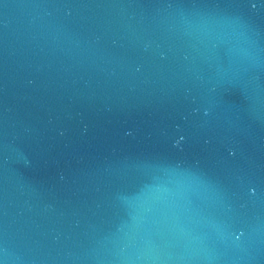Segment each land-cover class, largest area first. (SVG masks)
I'll return each mask as SVG.
<instances>
[{"label":"water","instance_id":"95a60500","mask_svg":"<svg viewBox=\"0 0 264 264\" xmlns=\"http://www.w3.org/2000/svg\"><path fill=\"white\" fill-rule=\"evenodd\" d=\"M0 264H264V0H0Z\"/></svg>","mask_w":264,"mask_h":264}]
</instances>
